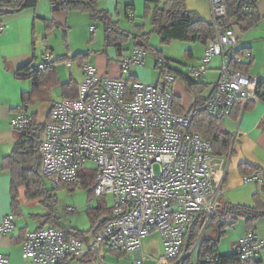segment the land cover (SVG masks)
Listing matches in <instances>:
<instances>
[{
  "label": "built area",
  "instance_id": "2783aa9c",
  "mask_svg": "<svg viewBox=\"0 0 264 264\" xmlns=\"http://www.w3.org/2000/svg\"><path fill=\"white\" fill-rule=\"evenodd\" d=\"M206 1L211 6L217 38L206 45L200 65L190 70L189 76L202 81L213 60L221 59L219 76L203 108L223 122L231 117L238 102L243 107L262 102L259 92L264 91V82L233 67L243 58L235 53L240 38L228 13V0ZM4 27L0 23V31ZM147 56L145 50L134 48L122 59L120 68L122 74H128L127 79L101 75L95 66L84 63L78 96L54 103L53 122L47 126L40 146L43 176L59 189L65 184L80 185L82 172H95L94 195L114 197V219L90 242L68 237L58 228L29 232L22 243L27 264H66L92 254L98 264H111L105 261V252H138L153 232H159L164 243L158 264H186L180 252L191 222L196 215H205L203 232L218 212L224 201L231 154L216 157L208 142L185 132L194 112H175L174 75L164 76L157 84L128 80L135 69L146 65ZM50 59L46 55L37 70H45ZM32 122L25 103L10 128L15 134L24 133ZM89 161L95 169L86 168ZM244 183L262 186L264 173L244 176ZM16 219L13 214L3 217L0 236L14 231ZM235 248L240 259L249 263L264 252V240L248 231ZM212 260L210 255L203 258L205 263ZM0 264L10 261L0 254Z\"/></svg>",
  "mask_w": 264,
  "mask_h": 264
},
{
  "label": "trees",
  "instance_id": "16d2710c",
  "mask_svg": "<svg viewBox=\"0 0 264 264\" xmlns=\"http://www.w3.org/2000/svg\"><path fill=\"white\" fill-rule=\"evenodd\" d=\"M39 1L0 0V22L7 14H16L29 9H36ZM100 1L49 0L54 12H80L89 15L94 23L100 24L105 33L106 49L114 48L118 54H122L126 51L124 50L126 46L123 45L132 41L134 43L132 49H143L147 54H153L156 58L155 70L158 71L159 75L158 83H161L164 76L168 74L173 75L174 73L171 71L168 61L161 58L160 54L162 52L153 47L151 43L152 34L159 36L163 46L170 45L173 42H183L202 44L206 47L209 42L217 38L213 22H208L202 19L196 11L189 10L186 0H150L145 2V18L150 22V32L146 31V24L140 25L135 23L134 15L129 13L133 10L132 6H126V14L135 25V32L122 29L119 21L110 12L101 8ZM257 2L258 0H228L227 9L232 20V25L235 26L237 23L245 22L247 23V29L255 27L261 19L256 8ZM235 53L242 56L243 60L240 63H233V67L248 73L253 62V56L247 53V49H239V47L236 48ZM46 55H50V52H47ZM245 56L248 57L249 62L244 61ZM87 57L88 53L84 52H79L71 57L61 56L53 62H46L47 66L43 71L37 70V63L35 64V60H32L23 68V71L27 72L24 76H27L33 84V92L23 97L24 104L34 106L37 102L46 99V97H48L49 101H53L51 94L54 89L53 76L56 64L60 61L65 62L72 59V61H78L82 66ZM128 80L132 82L137 81L133 76H130ZM183 80L187 89L195 95L193 105L187 110L194 112V119L190 126L185 129V132L198 134L203 140L208 142L213 148L214 156H230L233 153L234 137L231 133L221 131L219 128L221 122L209 115L203 108L207 98L201 95L204 89L203 82L192 79L189 74L184 75ZM78 86L79 84L73 79L68 83L62 84L61 91L63 98L77 97ZM259 93L264 102V91H260ZM174 96L175 112L179 114L187 112L182 105L181 97L176 95L175 92ZM54 103L51 105L44 121L39 120L38 112L31 113L33 117L31 128L24 133L16 134L18 140L12 152L2 162V169L10 172L11 175L12 214L16 218L21 216L20 198L23 196L29 202H39V205L45 210L43 214L31 216L32 219L40 222L37 230L48 227L58 228L63 230L68 237L88 240L95 237L108 222L114 219V209L113 207L111 209H107L106 207L89 209L88 216L91 221V228L88 232L65 227L60 224L59 218L56 215L58 204L56 191L58 189L50 188L47 179L43 176L40 153L41 141L45 130L53 122L51 113ZM242 109L241 102H238L232 110L231 117L236 118L239 116ZM239 170L243 177L254 175L257 172L264 173L262 168L248 163L240 164ZM80 177V185L90 189V194L94 195L95 172H82ZM76 186L77 184H65L62 188ZM21 192H23V195ZM239 219L245 220L248 231L255 232L256 223L264 219V184L259 186V190L254 194V205L248 206L223 201L218 212L212 216L211 222L219 224L220 236H223L226 230L232 227ZM204 223L205 215H196L184 236L180 258H184L186 264L198 248L199 257L202 262H204L203 258L206 255H210L213 260L208 263L212 264H259L257 259L249 263L243 262L237 251L230 255L220 256L218 254V241L201 239ZM26 229L27 227L24 228V230ZM198 240L199 242L195 247ZM95 260L92 256H89L82 260V262L89 264Z\"/></svg>",
  "mask_w": 264,
  "mask_h": 264
},
{
  "label": "crops",
  "instance_id": "0c3cea01",
  "mask_svg": "<svg viewBox=\"0 0 264 264\" xmlns=\"http://www.w3.org/2000/svg\"><path fill=\"white\" fill-rule=\"evenodd\" d=\"M120 4L121 0L100 1L101 8L110 12L112 16H114V18L119 21V23L120 20L117 18V15L118 17L121 16V14L119 13ZM126 6L133 7V10L129 13H132V15L134 14L136 20V16L139 15L135 14H139V9L142 7V2H140V0L136 2H134V0L126 2L125 16L127 17ZM256 8L261 19L255 27L247 29V23L240 22L233 26V28L236 34L239 36L240 42L243 43L239 47V49H247V53L253 56V62L248 70V73L251 76L259 78L261 82H264V45L261 44L263 42L262 40H264V0H258ZM195 10L196 12H198V14H201L203 12L202 9L198 7ZM200 17L208 22H212V18L210 17H206L205 15H200ZM0 23L5 26L4 29L0 31L1 222L3 217L13 213L11 175L10 172L2 169V162L4 158H6L12 152L18 140V136L14 132H12L10 128V122L16 116L19 108L24 105V95L26 96L33 92L32 81L27 76H24V73L27 72L23 71V68L32 60H35L34 62L38 63L36 53L37 47L46 46V53L50 52L51 58L52 50L49 46H51V43L54 39L60 37L62 46L65 47V52L58 58H60L61 56H73L79 52L88 53V57L85 59L84 63H90L95 66L101 75L120 79L124 78V74H122L121 68L119 69L120 62L124 57L130 54L132 49L131 47L134 46V43L130 41L129 43L123 45L126 46L124 48V50L126 51H124L122 54H118L114 48L106 49L105 47L101 51L100 55H93V52L97 53V49H94L93 46H107L105 42V33L103 40L101 39V36H97V30L100 24L94 23L89 15L80 12H54L49 0H40L36 9H29L16 14H7L2 18ZM120 27L124 30L135 32V30H128L123 28L121 24ZM236 28H238V30ZM175 43L176 42H173L167 46H203L202 50H200V54L196 59H194L193 61H187L185 71L186 75H188L190 70L200 65V62L205 53V45L192 43H184L179 45ZM161 46L163 45L161 44ZM150 56L152 55L148 54L146 65L143 68L135 69L132 75L137 81L151 84L152 82H154V84H157L159 76L155 81L154 77L150 75L151 72L149 71L151 70V67L155 69L156 60L155 58H152ZM150 58H152V60H150ZM244 61L249 62L247 56H245ZM78 65L81 68V64L79 62ZM111 65L113 67H111ZM72 67L73 65H71L70 68ZM220 67L221 59L215 58L210 66L209 73L202 80L204 84L203 93L205 92L204 96L203 93L201 94L203 97H207L211 92L219 76ZM115 69L117 70L115 71ZM110 70L111 72H109ZM20 72H22V74H20ZM71 79L77 82V84H80L76 79H74V77H71ZM70 80H67L63 83L61 82L58 73V65L56 64L55 74L53 76L54 89L51 94V96L53 97V101H49L47 99L48 97H46V99L41 100V102H37L34 106H47V109L49 111L51 105L54 102L63 99L61 85L68 83ZM173 88L175 94L178 95L177 90L180 87L174 85ZM55 93L58 94L57 99L54 98ZM194 100L195 98L188 108H185L183 106L186 111L191 108ZM31 107L32 106H29V109ZM48 111L46 113H42V115H40L38 111L40 121H44L46 119ZM228 119H230L229 125L223 128L220 124L219 128L223 132L231 133L234 137L233 156L237 155L234 165L240 162L238 164L239 169L240 164L248 163L264 170V102H253L246 108L243 107L239 116H237L236 118L230 117ZM248 149H251V156L246 153ZM230 161L232 162L231 159ZM229 176L230 173L228 171L225 183L229 180ZM21 194L23 195V192H21ZM224 202L226 201L224 200ZM20 205L21 216L17 217L16 219L14 231L7 236H0V254L6 256L9 259L10 264H27L23 259L22 243L26 234H28V232L37 230L40 223L39 221L32 219L31 216L35 214L45 213V210L42 206L39 205V202H29L23 196L20 198ZM20 218H27L28 223H26L25 226H19L18 220ZM25 227H27L26 230H24ZM228 229L226 230L224 235L221 236L220 241L218 242V254L220 256H226L235 253V246L238 239L246 232H248V227L244 219L237 220L235 224ZM255 233L257 234V236L264 240V219L256 223ZM153 235L154 237L151 235L143 240L142 249L138 252H105V261L111 264H121V261H127L129 264H133L136 260L139 259H150L149 256H153L151 257L152 259H159L164 254V243L159 232ZM91 240H93V238H90L86 241L90 242ZM109 253H111V255H108ZM90 256H92V258L95 260V256H93V254ZM109 257L110 260H108ZM257 261L259 264H264V252L260 256H258ZM66 264L86 263L82 261H72ZM89 264H98V262L95 260L93 263Z\"/></svg>",
  "mask_w": 264,
  "mask_h": 264
},
{
  "label": "rangeland",
  "instance_id": "374dc122",
  "mask_svg": "<svg viewBox=\"0 0 264 264\" xmlns=\"http://www.w3.org/2000/svg\"><path fill=\"white\" fill-rule=\"evenodd\" d=\"M128 1H132V0H121V4L119 6V13L121 14V16L118 17L117 15V18L120 20V24L123 28L128 29V30H134L135 25L132 23V21L128 17L125 16V3ZM136 1L138 0H134V2ZM140 2H142V7H141L142 9L141 8L139 9V14L138 13L135 14V15H139V16H136L135 23L140 24V25L146 24L147 26L146 31L150 32L151 31L150 22L145 18V14H146L145 8L146 7L144 5V1L140 0ZM186 3H187V8L189 10L196 11L195 9L198 7L202 9L203 11L199 15H205L206 17L212 18L211 6L209 2H207L206 0H186ZM236 29L238 30V28ZM97 36H101L102 40L104 39V30L101 25H99V28L97 30ZM262 41L263 42L261 44L264 45V40ZM151 43L153 45H156V46H153L154 48L162 52V54H160L161 58L166 61H169L170 67L172 71L175 73L173 75L176 77L175 86L177 85V87L178 86L180 87L177 90V94L181 97L183 106L185 108H188L190 104L192 103L193 99L195 98V95L193 92L187 89L185 82L183 80V76L186 75L185 66L187 65L186 64L187 61H193L194 59L197 58L203 46H178V45L161 46L160 44L161 40L157 34H152ZM175 44L180 45L184 43L176 42ZM242 44L243 43L240 42L238 44V47H240ZM49 47L52 50L51 51L52 57L50 59V61L52 62L57 60L58 57L65 52V49H64L65 47L62 46L60 37L57 39H54L51 43V46ZM93 47L94 49H97V53L93 52V55H96V54L100 55L101 51L106 46H93ZM36 53H37L38 63L43 62L46 56L45 54L46 46H38ZM150 57L155 58L153 54ZM152 58H150V60H152ZM70 62H71L70 60H67L65 62L60 61L57 63L58 73H59L61 82L63 83L67 80H70L71 77H74V79H76L79 83H81L84 78L82 69L79 67L77 61L71 62V64L73 65L72 68L68 67V63ZM36 63L37 62H35V64ZM111 67L113 66L111 65ZM150 69H151L149 70L151 72L150 75H152V77H154L156 81V79L159 76L158 71H156L152 67ZM116 70L117 69H115V71ZM109 72H111V70ZM20 74H22V72H20ZM24 74H27V73H24ZM127 78H128V74H124V79H127ZM152 84H154V82H152ZM204 94L205 92L203 93V96ZM54 98L55 99L58 98L57 93L54 94ZM29 110L31 113L35 111L36 112L39 111L40 115L48 111L47 106H41V107L32 106ZM229 122H230V119H226L220 124L222 125L223 128H225V126L229 125ZM250 152H251V149H248L246 151L248 155H250ZM236 156L237 155L233 156V153L230 156V159L232 160V162L231 161H230L231 163L229 162V168H228V171L230 173L229 180L224 184V188H223L224 200L226 202H230L233 204L252 206L254 205V194L259 190V186H257L256 184L246 185L244 183V177L241 175L238 169V164L240 162L234 165ZM95 167L96 166L92 161H89L86 166L87 169H95ZM48 185L50 188L52 187L49 184V182H48ZM56 197L58 200V204L56 207V215L59 218L60 224H62L65 227L75 228L83 232H88L91 228V221L88 216L89 209H96L99 206L106 207L107 209H111L115 205V199L112 195H106V196L98 198L90 194V189L82 187L81 185H77L76 187L59 188L56 191ZM26 223H28L27 218H20L18 220V225L21 227L25 226ZM34 223H37V222H34ZM155 233L157 232H153L151 235L154 237L153 234ZM220 238L221 236H220L219 224L215 222H210L207 225V227L204 229L201 235V239L203 240L206 239V240H212V241L219 242ZM198 254H199V248L194 251L188 264H212V263L202 262ZM108 255H111V253H109ZM149 257L150 259L144 258L143 260L144 264H158L157 259H154V258L152 259L151 257L153 256H149ZM108 260H110V257L108 258ZM121 264H129V263L127 261H121Z\"/></svg>",
  "mask_w": 264,
  "mask_h": 264
}]
</instances>
